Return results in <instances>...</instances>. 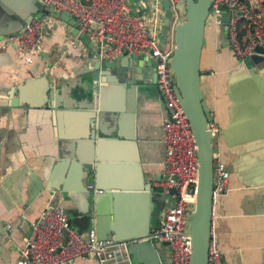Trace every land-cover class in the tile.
<instances>
[{"label": "crops", "instance_id": "1", "mask_svg": "<svg viewBox=\"0 0 264 264\" xmlns=\"http://www.w3.org/2000/svg\"><path fill=\"white\" fill-rule=\"evenodd\" d=\"M156 1L161 9L152 17L162 40L163 0L132 5L150 13ZM37 2L0 0V264H17L52 191L71 225L81 233L95 227L100 239L153 232L174 202L154 185L165 158V111L150 60L122 54L102 68L101 43L89 36L85 42L75 33L78 22L57 13L41 52L25 61L7 39L24 28L17 16H36ZM172 44L169 32L165 47ZM238 68L210 17L201 87L218 127L214 155L230 172V190L213 205L212 234L226 264H264V67L236 83L259 91L249 98L231 88ZM91 164L98 168L95 186L88 182ZM155 247L158 263L170 264L168 244ZM72 264L99 263L85 256Z\"/></svg>", "mask_w": 264, "mask_h": 264}, {"label": "built area", "instance_id": "2", "mask_svg": "<svg viewBox=\"0 0 264 264\" xmlns=\"http://www.w3.org/2000/svg\"><path fill=\"white\" fill-rule=\"evenodd\" d=\"M175 4L178 0H169ZM42 13L28 21L22 32L7 39L30 61L42 50L45 34L55 30L54 15L69 12L78 22L80 35L86 34L101 43L100 59H112L122 54L144 56L154 61L156 83L164 104L162 121L165 158L162 174L154 185L169 194L174 202L163 214L161 225L149 236L129 241L100 239L95 227L81 233L70 223L69 216L58 203L56 191L50 192L45 207L31 224L29 237L20 250L17 264H72L79 257L91 256L99 264H138L132 258L129 245L150 240L155 246L167 243L170 264H190L191 238L188 219L196 199L198 180L197 144L189 119L179 101L176 81L169 59L175 44L161 45L159 20L152 15L161 9L153 2L150 13L132 12L131 0H41ZM221 9L227 11V37L236 57L245 58L264 48V8L246 0H214L212 21L221 26ZM162 18L164 17L163 11ZM248 31L247 40L242 32ZM213 137L218 131L210 121ZM174 189L172 192L171 190ZM230 190V172L219 155H214L213 205ZM207 264H226L212 234Z\"/></svg>", "mask_w": 264, "mask_h": 264}, {"label": "water", "instance_id": "3", "mask_svg": "<svg viewBox=\"0 0 264 264\" xmlns=\"http://www.w3.org/2000/svg\"><path fill=\"white\" fill-rule=\"evenodd\" d=\"M213 1L214 0H178L175 4H172L169 0H163L164 27L161 45H166L169 32L173 33L175 47L169 59V65L176 81V91L179 101L185 110L195 137L199 162L196 199L187 225V232L190 235L192 247L190 264L208 263V249L212 228L214 137L210 129L211 117L209 108L204 99L201 87V57ZM37 7L38 13L35 17L44 13L41 0H38ZM145 8L141 6V10L138 11V13L143 15L145 13L143 9ZM136 11L135 5H132V12ZM17 17L21 21V28H23L27 22L22 20L19 16ZM62 19L70 22L77 20L75 16H71L70 13L66 11L62 12ZM228 19L229 16L227 11L221 9L222 45L230 48L227 37ZM77 32L78 24L75 26V33ZM17 34L18 32L11 35L15 36ZM81 37L84 38L85 42H88V35L81 34ZM134 58L143 59L146 57L134 56ZM99 60H101L100 65L102 68L114 64V61L112 62L110 59ZM237 62L239 68L231 76V88L233 92L241 98H249L258 95V90L240 85L236 86V83L238 84L246 73L248 75L254 73L253 71L249 73L247 70L256 67H264V48L257 47L253 54L243 59L237 57ZM150 63L154 67V61L150 60ZM242 72L243 74H241ZM90 169H92L93 172L90 173L91 176L88 182L90 186H95L96 182H94L93 179L97 176L96 172L98 168L95 167L94 164H91ZM171 191L173 192L174 189ZM149 234H151V232L147 231L141 236H149ZM135 238L136 237L117 239V241H129ZM129 251L135 262L143 263L148 259L152 261L153 264H160L158 263L156 247L150 240L130 244Z\"/></svg>", "mask_w": 264, "mask_h": 264}, {"label": "trees", "instance_id": "4", "mask_svg": "<svg viewBox=\"0 0 264 264\" xmlns=\"http://www.w3.org/2000/svg\"><path fill=\"white\" fill-rule=\"evenodd\" d=\"M246 1H248L249 3L250 2H253V3L257 2V6H258L259 9L264 8V0H246ZM246 32L244 33V30H243V32L241 34L243 40H247Z\"/></svg>", "mask_w": 264, "mask_h": 264}, {"label": "rangeland", "instance_id": "5", "mask_svg": "<svg viewBox=\"0 0 264 264\" xmlns=\"http://www.w3.org/2000/svg\"><path fill=\"white\" fill-rule=\"evenodd\" d=\"M169 44H171L170 42H168V46H169Z\"/></svg>", "mask_w": 264, "mask_h": 264}]
</instances>
